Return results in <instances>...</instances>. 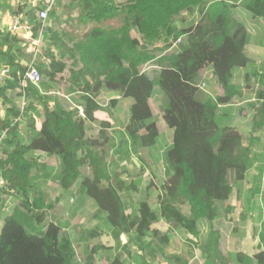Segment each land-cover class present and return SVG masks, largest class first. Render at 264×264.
Here are the masks:
<instances>
[{
  "label": "trees",
  "instance_id": "obj_1",
  "mask_svg": "<svg viewBox=\"0 0 264 264\" xmlns=\"http://www.w3.org/2000/svg\"><path fill=\"white\" fill-rule=\"evenodd\" d=\"M69 1L81 2L86 12L85 24H99L86 40L67 45L70 58L76 61L70 70V93L81 95L84 117L70 135L64 123L71 116H78L79 110L69 112L59 105L50 109L40 90L29 85L26 97L43 101L44 114L31 104L23 109L8 107L0 118V221L4 222L0 232V264H74L75 246L60 225L47 220L53 206L46 203L31 177L37 166L31 155L37 151L60 160V172L54 178L50 172L47 177H52L66 193L79 186V193L98 207L97 217L104 218L117 247L128 237L142 251L148 244L152 225L163 219L197 239L200 223L217 220L220 204L230 201L235 188L246 180L253 150L258 145H262L264 157V63L258 64L247 54L249 45L264 48V32L254 37L237 20L234 9L241 0H125L122 4L118 0ZM244 2L245 11L255 20L264 21V0ZM183 14H189L190 19L179 28L174 19ZM26 16L31 22L36 21L33 10ZM115 19L122 20L118 30L100 26ZM35 27L36 33V23ZM183 36L184 42L176 51L164 54ZM20 44L16 35L0 31V65H9L13 70V80L0 83V100L5 102L8 92L20 87L27 72ZM65 57L58 51L53 53L48 67L51 79L65 73ZM152 62L154 66L143 72L142 67ZM45 68L44 63L38 66L40 72ZM206 69L212 70L221 89L217 97L200 87V75ZM238 69L248 71L243 85L235 81L234 72ZM156 89L162 92L165 102L160 128L151 106ZM103 91L108 92V107L121 121L126 114L121 99L133 100L122 133L123 144L120 142L122 159L130 156L129 147L155 149L163 131L171 135L164 152V183L158 188L151 182L148 193L130 214L129 205L121 197L128 187L123 174L107 169L113 162L107 163L106 146L111 143L115 148L106 133L112 125L103 126L100 138L86 137L85 122L96 120L100 109L97 99ZM242 94L251 97L248 106L254 111L252 131L246 141L232 125V101ZM24 116L31 117L34 130L37 120L43 117L40 130H33L29 144L21 142L19 133L18 121ZM87 166L92 168V174L83 177L82 168ZM263 179L261 167L250 192L251 213L257 209L253 200L262 194ZM157 190L158 212L149 203L151 192ZM10 197L16 204L13 213L3 218ZM182 204L188 205L189 215L181 209ZM226 210L230 212L232 208ZM221 238V233L211 226L205 246L201 247L207 254V264H214L212 255L220 251ZM261 240L264 242V233ZM115 249L96 246L92 254L104 251L112 258L111 264H124ZM167 260L170 264L172 260L186 264L178 257ZM229 260L234 264H264V249L253 256L232 253Z\"/></svg>",
  "mask_w": 264,
  "mask_h": 264
},
{
  "label": "rangeland",
  "instance_id": "obj_2",
  "mask_svg": "<svg viewBox=\"0 0 264 264\" xmlns=\"http://www.w3.org/2000/svg\"><path fill=\"white\" fill-rule=\"evenodd\" d=\"M120 4L125 0H118ZM63 3H65L63 5ZM81 2L69 0H58L50 13L46 23L45 32L42 36V47L39 58L36 61L37 67L40 64H45L47 68L42 69L43 81L39 89L43 93L44 100L48 107L53 109L54 106L59 105L69 112L74 111L77 107H82L81 95L70 93V70L76 66V61L70 58V44L82 42L86 40L94 26L98 23H86V12L81 7ZM244 0L239 1V6L234 9V14L237 20L241 21L248 29V31L256 37L264 32V21L255 20L250 13L244 10ZM58 10V11H57ZM34 13V12H33ZM190 19L189 14L175 18V24L178 27H184ZM122 20H107L100 24L102 28L109 31L118 30L122 27ZM54 35V38H51ZM24 42L23 40L21 41ZM21 45V44H20ZM69 45V46H67ZM22 46L24 52L23 65L29 67L33 60V53L31 50L33 45ZM63 53L66 55L65 64L66 71L59 77L51 79L48 75L50 71L49 61L53 53ZM169 53H172L170 51ZM248 56L255 60L258 64L264 63V48L255 45L247 47ZM155 62L150 63V67L154 66ZM80 64H77L79 67ZM247 70L238 69L235 72V81L239 85H243ZM199 83L206 84V91L213 97L220 95L221 89L217 85L212 75L211 69L204 70L200 75ZM251 97L247 94L236 96L232 101L233 107V122L232 125L236 127L245 138L248 139L253 127L254 111L248 106ZM0 100V118L5 115L8 107L16 106L28 108V105L33 101L38 113L44 114L45 103L38 102L34 97L25 95V92L19 87L15 92H8L5 100ZM100 109L96 112V120L90 122L86 120L85 129L87 138H100V130L103 126L111 124L112 128L107 130V136L114 141L115 148L113 149L111 143L106 146L107 166L108 171L119 172L123 174V179L127 183V188L121 193V197L125 203L129 205L128 214L133 213L140 201L150 189V184L153 182L158 188L162 186L166 179V169L164 161V152L170 145L171 135L168 131H163L158 146L155 149H141L129 147L130 156L122 159L124 155L123 149L120 146L123 144L124 135L122 134L126 125L128 124L131 106L129 100L121 99V104L126 108L125 117L122 121L111 111L108 107V92L103 91L97 99ZM164 95L160 90L156 89L155 95L151 100V106L155 115V121L159 128L163 127V107ZM78 109V108H77ZM79 110V109H78ZM84 113V109H83ZM80 115L71 116L64 123L67 132L72 135L74 128L77 127ZM42 119H38L35 129L40 128ZM20 125V137L23 144H29L31 137V117L25 116L18 121ZM262 145H258L253 150V162L247 173V178L238 187L235 188L230 201L220 204L221 215L213 223L202 221L200 223L199 235L195 239L187 230L182 229L176 224L166 222L164 219L152 225V228L147 236L148 243L144 251L137 248V244L130 238H123L124 242L117 247L115 239L112 237V232L107 227L104 218H98V207L90 199L79 193V186H76L71 193H66L60 185L53 179L47 176L51 172L55 176L60 172L59 162L51 160L46 155L35 156L37 166L32 171L31 177L38 178L35 184L44 194L45 201L53 208L48 212V221L57 223L63 228L64 235L67 236L76 249V256L74 264H111L112 258L105 255L104 251L98 254H92V250L96 246L115 247L114 250L120 255L121 261L124 264H170L168 257H178L183 259L186 264H207V254L203 253L201 247L208 238L211 226L221 231L220 251L213 253L212 261L214 264H234L229 260V255L232 253H250L253 255L259 253L264 249V242L261 240V235L264 233V179L262 181V194L256 197L253 202L256 206L255 212H249L251 206L250 192L254 188L255 175L259 168H264V157L262 155ZM34 156V155H33ZM32 156V158H33ZM261 156V157H260ZM45 166V169H42ZM52 166V168L50 167ZM92 174L91 167L82 168L83 177ZM43 178V179H42ZM135 185V186H134ZM135 187V188H133ZM158 194L151 192V199L149 203L154 211H159ZM160 199V196H159ZM16 201L10 197L6 209L7 217L11 215L15 207ZM181 209L186 215H189V208L187 204H182ZM232 210L227 211V208ZM3 221H0V232L3 228ZM163 239H166L163 241ZM128 241H130L128 243ZM151 243V244H150ZM128 244V245H127ZM205 246V244H204ZM93 260H90V257ZM171 264H180V262L172 260Z\"/></svg>",
  "mask_w": 264,
  "mask_h": 264
},
{
  "label": "built area",
  "instance_id": "obj_3",
  "mask_svg": "<svg viewBox=\"0 0 264 264\" xmlns=\"http://www.w3.org/2000/svg\"><path fill=\"white\" fill-rule=\"evenodd\" d=\"M58 0H43L41 4L35 5L37 9L33 10V12L37 15L36 21L31 22V20L26 16V14H14L12 16V24L10 25L11 33L16 35L19 38L24 39V41L28 44L33 45V60L29 67L27 68V72L25 73L24 77L20 80V87L23 92H25L26 88L29 85H33L34 87L39 89L40 84L43 81V75L39 71L37 65L35 64L37 59L40 56L41 44H42V36L45 32L46 23L48 21L50 13L53 11V7L56 5ZM35 23L38 25V31L35 33ZM184 36L177 40L174 46L169 50L166 51L164 54L169 53L170 51H176L179 46L184 42ZM170 54V53H169ZM50 64V61H49ZM150 63L145 64L142 67V71L145 72L149 70ZM58 75L57 77H59ZM56 77V78H57ZM13 80V70L9 65L2 64L0 65V83H4L6 81ZM200 87L204 89L206 87L205 83L201 84ZM26 94V92H25ZM80 111V115L84 117L82 107H77ZM3 136L0 137V148L2 144ZM1 155V153H0ZM2 180L0 178V187L2 186Z\"/></svg>",
  "mask_w": 264,
  "mask_h": 264
},
{
  "label": "crops",
  "instance_id": "obj_4",
  "mask_svg": "<svg viewBox=\"0 0 264 264\" xmlns=\"http://www.w3.org/2000/svg\"><path fill=\"white\" fill-rule=\"evenodd\" d=\"M41 1L43 0H0V31H6V32H10L11 33V30H10V25L12 24V16L14 15L13 14V11H21V13L23 14H27L28 11H32V10H35L37 9L38 7L35 8V5L36 4H41ZM65 3H63L64 5ZM58 11V10H57ZM47 32V31H46ZM45 32V33H46ZM50 33L48 32L47 34V37ZM19 38V37H18ZM21 41L24 39L22 38H19ZM79 42V41H78ZM77 42V43H78ZM30 44L26 43L25 41L22 43L21 42V47L22 46H27V50L30 49L28 46ZM41 47H42V44H41ZM41 47H40V50H41ZM34 48V47H33ZM33 48L31 50V53L33 51ZM243 70V69H242ZM234 75H235V72H234ZM40 90V89H39ZM41 92V90H40ZM42 93V92H41ZM43 94V93H42ZM27 98V97H26ZM32 98V96H31ZM129 101L131 102V105L133 104V100L132 99H129ZM38 102H41V101H38ZM32 105H34L33 101L31 102ZM30 104V105H31ZM28 105V106H30ZM35 107V105H34ZM36 108V107H35ZM23 109V108H22ZM37 109V108H36ZM38 110V109H37ZM4 117V116H3ZM2 117V118H3ZM25 117V116H24ZM20 120V119H19ZM32 122V121H31ZM42 124V123H41ZM31 126V124H30ZM41 127V126H40ZM33 127L31 126V137H30V141H31V138L33 137ZM40 130V128H38V130H34L35 132H38ZM19 131H20V125H19ZM20 133V132H19ZM21 135V133H20ZM34 155V156H33ZM39 155H46L48 156L47 154L43 153V152H40V151H37L35 152L34 154L31 155V157L33 156V161L34 162H37L36 159H35V156H39ZM50 159L52 160H55L57 163L59 162V166H60V169H61V162L60 160L57 158V157H50ZM38 164V163H37ZM52 168V166H50ZM36 168V167H35ZM45 166L42 168L44 169ZM52 177L54 178L55 175L53 174ZM52 177L50 179H52ZM38 178L40 177H35V180H37ZM43 179V178H42ZM37 181H35L36 183ZM219 231V230H218ZM221 233V231H219ZM222 235V234H221ZM264 245V244H263ZM243 254L245 255H248V256H252V254L250 253H246V252H243Z\"/></svg>",
  "mask_w": 264,
  "mask_h": 264
}]
</instances>
